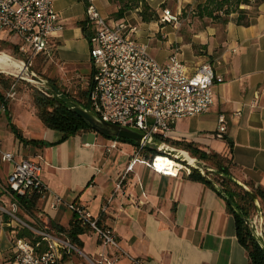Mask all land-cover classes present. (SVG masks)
<instances>
[{
    "label": "crops",
    "instance_id": "crops-1",
    "mask_svg": "<svg viewBox=\"0 0 264 264\" xmlns=\"http://www.w3.org/2000/svg\"><path fill=\"white\" fill-rule=\"evenodd\" d=\"M89 1L110 22L135 26L138 41L160 49L157 59L149 47L159 64H165L177 48L191 71L202 63L212 65L219 79L213 87L212 107L205 114L178 120L171 140L230 158L234 179L264 191V0L247 27L236 25L237 14H231L225 25L198 16L196 8L205 0H145L149 22L140 17V5L116 20L117 0H52L62 29L52 34L57 50L47 75L57 86L73 90L77 99L89 92L92 75L88 41L92 27L85 23ZM164 9L177 15L178 21L185 13L194 17L184 20V30L179 32L172 24L160 22ZM240 9L252 10L249 6ZM168 26L171 28L166 29ZM6 38L5 33L0 34L1 42H7ZM219 115L226 119L223 140L214 138ZM60 139V133L41 123L33 105L10 101L0 110L1 150L12 153L15 161L39 165L41 181L47 187L34 217L18 209L23 222L66 237L59 230L70 229L75 219L66 204H74L97 219L99 226L113 230L121 249L143 264H248L246 250L237 239L234 216L217 191L221 189L218 183L216 188L191 180L185 170L177 177H166L136 163L116 191L119 176L134 155L132 143L92 131ZM113 142L116 147L111 149ZM12 168L11 163L0 160V205L5 207L15 201L6 192ZM54 197L62 202L51 209ZM18 229L0 215V264L9 263ZM76 239L79 252L66 256L62 264H91L104 251L113 255L87 227L80 228ZM116 264L130 262L120 259Z\"/></svg>",
    "mask_w": 264,
    "mask_h": 264
},
{
    "label": "built area",
    "instance_id": "built-area-1",
    "mask_svg": "<svg viewBox=\"0 0 264 264\" xmlns=\"http://www.w3.org/2000/svg\"><path fill=\"white\" fill-rule=\"evenodd\" d=\"M85 17L92 27L88 39L92 65L87 95L90 113L106 123L138 130L146 137L171 140L178 120L202 115L210 110L213 105V87L215 81L219 80L210 63H202L191 71L180 59L179 49L176 48L167 62L161 65L150 55L147 43L136 39L135 26L124 21L110 22L99 14L90 1L86 5ZM160 22L175 26L179 21L177 15L164 9ZM61 29L52 0H0V34L7 35L8 44L18 56L27 59L28 66L35 59L40 60L45 67L53 62L57 47L52 41V34ZM13 99L12 87L4 95L0 110H5ZM225 132L226 119L219 115L214 138L223 140ZM144 146L135 148L130 163L119 176L116 191L121 189L126 175L133 171L136 163L145 164L154 173L166 177H177L182 170L190 173L180 164L175 167V173L170 170L159 171L155 164L157 157L150 160L141 157ZM115 147L116 143L113 142L111 149ZM0 160L13 165L6 189L11 197L32 192L41 197L47 191L40 178L41 169L36 163L15 161L14 155L2 151L1 147ZM212 177L207 174V178ZM61 202L59 197H54L50 208H55ZM66 208L81 226L94 233L104 248L113 251L112 256L105 251L100 252L97 261L91 264H116L120 259H127L130 264H143L123 251L115 239L114 231L99 226L98 220L86 210L74 204H66ZM18 209L15 201L7 207L0 205V215L15 221L19 229L29 230L39 241L33 245L29 238L14 237L8 264H62L64 257L79 252L65 236L45 226L34 227L23 222L17 214ZM262 229L264 235V221ZM42 244L44 250L38 252Z\"/></svg>",
    "mask_w": 264,
    "mask_h": 264
},
{
    "label": "trees",
    "instance_id": "trees-1",
    "mask_svg": "<svg viewBox=\"0 0 264 264\" xmlns=\"http://www.w3.org/2000/svg\"><path fill=\"white\" fill-rule=\"evenodd\" d=\"M117 1L120 4V8L115 13L116 20L122 19L127 11L134 10L138 8L139 5L141 6L139 15L142 20L144 22H149V20L151 19L149 17L150 9L145 0ZM262 1L263 0H205L203 4L198 5V7L196 8V13L200 17L208 18L212 22H217L222 25L227 24L228 18L231 14H237L236 25L247 27L250 24V16L255 12L256 8L262 3ZM240 6H249L250 8H252V10H242L240 9ZM85 23L88 24L87 21ZM82 26L83 30L85 31L84 24H82ZM0 46L4 47L6 46V44L0 42ZM31 70L36 75L54 84L59 89V91L65 94L68 98L72 99L82 107H86V98L88 93L83 94V97L81 99H77L76 97L66 92L64 89H61L59 86H57L53 79L49 78L48 75H45L39 69L32 68ZM11 80V78L6 77L3 73L0 72V104H2L4 101L3 92L9 88ZM31 95L36 116L46 128L60 133L61 141H64L69 137L82 132L92 131L84 124V122L79 117L74 115L57 98H55L49 90L44 92L34 87L32 88ZM10 130L19 139H22L13 125H10ZM156 139L172 147L188 152L190 156L196 158L199 162L215 170L217 173H221L224 176H232L230 171V158L215 153H206L198 149L191 143H184L173 140H162L159 137H157ZM117 141L129 142L137 147L132 141L129 140L119 139ZM140 154L141 157L146 160H150L157 156L165 157L150 145H145L141 149ZM167 160H169V158ZM188 178L191 180H198L210 185L211 187H214L212 183L215 182L220 185L222 192L234 203L236 209L238 210L237 214L226 201L228 211L234 216L235 219L238 242L246 250L249 260L248 264H264V254L251 236L248 223L246 221V219L253 217L255 214V207L250 196L227 178L219 177L217 175H213V178H211L210 180L209 178L203 177L196 170H191ZM245 186L256 196L257 200L259 201L264 221V191L259 188H253L247 185ZM12 198L18 204V208L23 210L31 217L35 216L36 205L39 200V196L37 194L32 192L26 193L23 196L12 195ZM80 228H84V226H81L76 220H74L69 230L60 229L59 232L65 234L66 238L73 245L78 246L76 235L78 234ZM15 238H29L33 245L39 241V239L34 238L32 233L27 229H18ZM43 250L44 245L42 244L38 252H42Z\"/></svg>",
    "mask_w": 264,
    "mask_h": 264
},
{
    "label": "water",
    "instance_id": "water-1",
    "mask_svg": "<svg viewBox=\"0 0 264 264\" xmlns=\"http://www.w3.org/2000/svg\"><path fill=\"white\" fill-rule=\"evenodd\" d=\"M25 70L31 76V80H28V82L42 85L46 90H49L55 98H57L74 115L79 117L84 122V124L95 133L107 137L109 139H115V141L119 139L132 141L137 147H141L142 145L143 146L150 145L163 156L177 162L186 169H189L190 172L191 170H196L199 174H201L203 177L206 178H207V174L217 175L219 177L227 178L236 186H238L240 189H242L244 192H246L252 199L255 207L254 216L246 219V221L248 223L251 236L253 237V239L255 240V242L257 243V245L264 254V235L262 229L263 217H262L260 204L256 196L240 181L234 179L232 176H224L221 173H217L215 170L207 167L205 164H202L196 158L190 156L188 152L182 149L172 147L157 139L146 137L144 133L138 130L130 129L126 127H120L102 121L96 115L90 113L89 100H87L86 102V107H82L72 99L68 98L61 91H59V89L48 80L39 78L31 69L27 67H25ZM0 72L27 82L25 78L18 77L17 75H14L10 71H6V72L0 71ZM212 185L217 188L215 183H212ZM217 191L228 202L231 208L238 214V210L236 209L234 203L222 192L221 189L217 188Z\"/></svg>",
    "mask_w": 264,
    "mask_h": 264
},
{
    "label": "rangeland",
    "instance_id": "rangeland-1",
    "mask_svg": "<svg viewBox=\"0 0 264 264\" xmlns=\"http://www.w3.org/2000/svg\"><path fill=\"white\" fill-rule=\"evenodd\" d=\"M193 12V11H192ZM195 12V11H194ZM109 14V13H108ZM102 15V14H101ZM103 16V15H102ZM114 16V15H113ZM115 17V16H114ZM194 16L189 12V13H185L184 15H181L179 17V22L177 23V25H175L174 27L177 29L176 31H179V32H182L184 30V20H186L187 18L191 19L193 18ZM210 20V19H208ZM171 26H168L166 27V29H170ZM1 42V41H0ZM1 43H5L6 46L4 47H1L0 48V54H7V56L15 59V60H18V61H21L22 63L25 64V67L29 68V69H34V68H37L39 69L42 73H44L45 75H47V67H45V65H42L41 62L38 60V59H35L32 61V65L31 66H28L27 65V59L25 57H21V56H18L17 53L12 49V47L8 44V42H1ZM148 45V44H147ZM148 47H151V52H152V55L159 59L160 57V53H158V51H160V49H156V48H153V46H148ZM150 50V48H149ZM183 53H184V49H183ZM183 59L186 60L187 63H189L188 61H190V59L188 57H185L183 56ZM38 62V64H37ZM37 64V65H36ZM25 67L23 72L22 73H17L16 71H10L11 73H13L14 75H17L18 77H23L27 80L26 81H23L21 79H18V78H15L13 76H10V75H7V74H4L6 77H9L11 78V82H10V85H9V88L7 90H5L3 92V94L5 95L7 92H9V90L13 87V92H14V99L12 100V102H15L17 100H20L22 101L23 103H25L26 105H33V102H32V95H31V91H32V88H37L39 90H42L44 92H46L47 90L42 86V85H39V84H33L31 82H28V80H31V76L26 72L25 70ZM7 71V70H6ZM19 72V71H18ZM38 76V75H37ZM39 78L43 79L42 77L38 76ZM61 89H64L66 92H68L69 94H71L72 96L74 97H77L76 94H73V90H66V88H64L63 86L60 87ZM18 214V212H17ZM19 215V214H18ZM14 224H17L15 221H13V225ZM8 261H10V259H8Z\"/></svg>",
    "mask_w": 264,
    "mask_h": 264
},
{
    "label": "bare ground",
    "instance_id": "bare-ground-1",
    "mask_svg": "<svg viewBox=\"0 0 264 264\" xmlns=\"http://www.w3.org/2000/svg\"><path fill=\"white\" fill-rule=\"evenodd\" d=\"M7 71H16L17 73H22L23 63L21 61L15 60L5 54H0V71L6 72ZM19 71V72H18ZM167 157H158L155 162L156 168L159 171L162 170H170L171 172L175 173V167H177L178 163L174 162L173 160L170 161L166 159Z\"/></svg>",
    "mask_w": 264,
    "mask_h": 264
}]
</instances>
